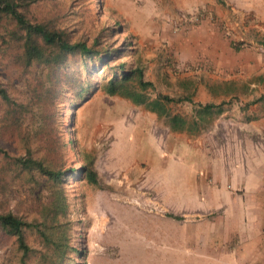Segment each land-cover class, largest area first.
Here are the masks:
<instances>
[{"label": "rangeland", "instance_id": "1", "mask_svg": "<svg viewBox=\"0 0 264 264\" xmlns=\"http://www.w3.org/2000/svg\"><path fill=\"white\" fill-rule=\"evenodd\" d=\"M198 2L200 9L192 10ZM206 2L41 0L34 13L41 19H55L73 33L74 40L102 33L103 41L121 50L117 63L147 64L146 78L155 84V89L147 92L151 99L157 94L194 99L198 86L221 85L218 94L224 99L223 111L229 105L236 106L242 95L250 94L246 84L258 83L259 75L248 69L222 71L206 58L190 62L194 26L210 17ZM98 77L96 73V81ZM228 84L234 89L230 91ZM73 97L62 101L64 110H69ZM166 106L171 114L194 120L192 104L173 102ZM60 121L68 142L64 171L69 175L73 168L78 169L79 161L91 157L100 177V186L76 177L66 180L76 223L73 244L84 252L82 260L75 258L77 262L212 264L221 258L220 251L213 249L220 248L221 210L192 208L205 204L207 198L189 185L191 159L186 149L176 147V132L168 127L166 118L122 97L97 91L73 112L63 113ZM29 193L20 182L4 193L0 191V212L31 216ZM29 242L40 250L35 238L30 237ZM19 256L14 240L0 233V264H15Z\"/></svg>", "mask_w": 264, "mask_h": 264}, {"label": "trees", "instance_id": "2", "mask_svg": "<svg viewBox=\"0 0 264 264\" xmlns=\"http://www.w3.org/2000/svg\"><path fill=\"white\" fill-rule=\"evenodd\" d=\"M40 1L0 0V191L20 182L33 200L31 216L0 212V233L14 240L20 253L15 264H82L75 260H82L84 252L73 244L76 223L66 180L76 177L100 186V177L91 157L79 161L78 169L73 168L69 175L64 171L68 142L60 129L62 114L73 112L97 91L146 107L166 118L173 132H198L222 110L215 112L213 104L195 103L189 95L157 94L151 99L147 92L155 84L146 78L147 64L117 63L121 50L103 41L102 33L74 40L73 33L55 19L35 15L34 7ZM235 48L239 50L237 45ZM94 66L101 69L96 71ZM227 86L234 89L233 84ZM208 87L213 94L222 95L218 94L221 85ZM69 95L74 99L69 110H64L62 101ZM173 102L192 104L194 120L171 114L166 105ZM81 199L84 205V197ZM30 237L40 250L30 244Z\"/></svg>", "mask_w": 264, "mask_h": 264}, {"label": "crops", "instance_id": "3", "mask_svg": "<svg viewBox=\"0 0 264 264\" xmlns=\"http://www.w3.org/2000/svg\"><path fill=\"white\" fill-rule=\"evenodd\" d=\"M199 4L192 10L200 9ZM205 4L210 17L194 26L190 62L206 58L213 68L248 69L260 78L264 0ZM246 85L250 94L242 95L236 106L225 107L210 126L176 132V147L186 149L191 159L187 181L207 198L192 208L221 210L220 248H213L221 258L212 264H264V81ZM197 89L195 103L221 110L222 95L216 97L207 84Z\"/></svg>", "mask_w": 264, "mask_h": 264}]
</instances>
